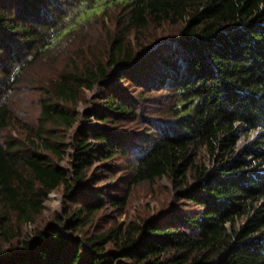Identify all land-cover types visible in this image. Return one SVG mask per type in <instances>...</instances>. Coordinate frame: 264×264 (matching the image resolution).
<instances>
[{
	"label": "trees",
	"instance_id": "obj_1",
	"mask_svg": "<svg viewBox=\"0 0 264 264\" xmlns=\"http://www.w3.org/2000/svg\"><path fill=\"white\" fill-rule=\"evenodd\" d=\"M110 1L122 7L107 50L83 66L71 55L38 87L33 125L10 92L98 0H0V264H264V0ZM165 26L177 30L159 41ZM97 84L99 106L68 143L79 119L64 105ZM158 90L171 101L150 117L143 103ZM119 159L128 174L115 182ZM164 179L172 198L156 215L89 230ZM60 190L63 210L25 234Z\"/></svg>",
	"mask_w": 264,
	"mask_h": 264
},
{
	"label": "rangeland",
	"instance_id": "obj_2",
	"mask_svg": "<svg viewBox=\"0 0 264 264\" xmlns=\"http://www.w3.org/2000/svg\"><path fill=\"white\" fill-rule=\"evenodd\" d=\"M92 7V8H91ZM88 7L83 5L81 11L68 23L66 30L60 34L55 40L58 46H53L48 50L41 59L34 62L32 67H29L24 73L23 80L25 81L24 87L18 85L10 93V100L16 102L18 118L23 119L29 123L35 125L37 115L39 113L37 96L40 93L38 87L45 85L50 86L51 82L58 80L59 74L67 68L71 55H75L76 64L83 66L84 62L90 60H96L98 56L102 55L107 50V44L109 42L110 34L115 32L117 16L120 15L121 5L113 3L110 0H98L94 5ZM177 29L175 27L165 26L163 31H158L156 36L158 40L161 36L172 35ZM162 34V35H161ZM162 38V37H161ZM152 42V41H151ZM157 42V41H156ZM152 44V43H151ZM154 44V43H153ZM90 64L93 62L90 61ZM158 68L154 63L150 62L148 67L149 71L158 73ZM129 86V88H127ZM127 88V92L132 96H137L138 93L133 90L131 83H124ZM147 100L143 103L145 113L152 117H161L165 113L170 101L171 95L164 90L152 91L147 93ZM80 100L74 105L68 102L64 105L65 108L71 109L78 115V123L73 129L70 130L67 142L72 140L74 129L78 127L81 122H85V112L89 108H95L101 98V87L97 84L93 88H84L80 92ZM150 99V100H149ZM155 103V104H154ZM99 106V105H98ZM75 110V111H74ZM94 122L95 119L92 118ZM97 124V123H95ZM120 127V126H119ZM124 130H143L141 124H129L124 126ZM4 130L3 133H5ZM16 135L17 131H13ZM240 146L245 145V140L239 141ZM71 151V150H70ZM69 151V152H70ZM67 160L62 164L66 165ZM127 161L119 159L116 163V169L119 170L116 179L120 176H125L128 173ZM126 181H123L125 187ZM109 184V180L103 179L97 186ZM116 192L115 194H118ZM129 204L121 212L113 211L112 208H107L104 211H100L94 224L89 227V230L94 233H103L106 229H109L113 225V221H130L138 220L141 217H153L163 207H167L172 198L171 195V183L164 179L156 182L153 185L147 183H141L137 185L131 192ZM45 205V210L38 217L36 223L24 225L23 231L25 234H30L35 229L43 228L46 224L50 223L53 216L57 212H61L65 206V200L62 195V191H55L49 196ZM8 244L4 245V249L8 248Z\"/></svg>",
	"mask_w": 264,
	"mask_h": 264
}]
</instances>
